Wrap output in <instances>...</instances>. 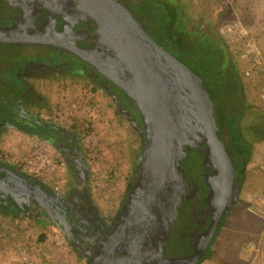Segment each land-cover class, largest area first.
Instances as JSON below:
<instances>
[{"label":"water","instance_id":"obj_1","mask_svg":"<svg viewBox=\"0 0 264 264\" xmlns=\"http://www.w3.org/2000/svg\"><path fill=\"white\" fill-rule=\"evenodd\" d=\"M84 5L99 24L94 35L98 59L82 61L132 101L141 125L126 107L120 110L143 138L132 186L86 264H196L243 184L237 165L243 155L229 147L227 112L201 75L156 40L121 0H86ZM112 97L116 100V93ZM75 161L85 185L87 164L81 155ZM1 183L14 184L47 209L61 208L57 194L17 169L0 167ZM202 196L208 207L196 221L200 228L194 242L176 244L182 231L176 222L195 218L200 212L194 205Z\"/></svg>","mask_w":264,"mask_h":264},{"label":"flooded vegetation","instance_id":"obj_2","mask_svg":"<svg viewBox=\"0 0 264 264\" xmlns=\"http://www.w3.org/2000/svg\"><path fill=\"white\" fill-rule=\"evenodd\" d=\"M85 1L0 0V139L12 130L27 138L47 142L63 158L70 180L69 189L59 195L62 209H47L31 197L21 194L20 188L17 189L14 184L1 183L0 216H22L32 214V209L40 208L69 247L85 259L86 264L113 227L125 196L120 199L115 212L107 215L101 212L89 187L91 170L86 161L81 133L76 127H65L44 117L53 107L50 100L52 92L56 84L62 86L61 90L64 87L88 90L95 97L101 91L108 99L107 103H111L114 110L118 109V115L129 125V119L121 113L122 106L131 112L139 125L141 120L132 101L112 84H106L101 75L82 61V58L98 59L94 49V35L99 24L86 12ZM121 1L136 13L152 36L164 44V38L159 39L161 33L159 37L155 35L156 28L163 29L167 21L166 14L158 5L160 0ZM201 33L192 27V46L199 45L206 36ZM229 59L235 60L230 52L225 56L224 63H229ZM237 75L242 80L239 69ZM113 93L117 95L116 100L112 97ZM78 155L87 164L85 185H82L81 173L75 161ZM241 159H238L237 165ZM0 167L16 169L1 159ZM31 177L33 181L42 184L38 178ZM201 177L202 174L190 182L189 190ZM48 190L51 191L50 188ZM204 198L202 196L195 202L194 211L200 212L195 218L184 217L176 222L175 226L182 230L175 240L176 244L194 242L196 229L200 228L197 223L199 216L208 207ZM57 213L59 217L56 218L54 215Z\"/></svg>","mask_w":264,"mask_h":264},{"label":"rangeland","instance_id":"obj_3","mask_svg":"<svg viewBox=\"0 0 264 264\" xmlns=\"http://www.w3.org/2000/svg\"><path fill=\"white\" fill-rule=\"evenodd\" d=\"M177 3L181 9L184 8L187 23L194 26L197 31L201 32L204 29L211 32L214 38L222 40L223 46L238 62V68L244 81L241 97L243 96L245 103L264 109V0H177ZM221 12L223 15L217 26L219 34H216L210 29L213 24L211 20L216 21ZM235 22H238V29L228 31L227 26ZM240 29L244 33L241 34ZM161 30L156 28L155 35L159 37ZM248 38L255 41L260 50L262 61L259 69L251 68L248 59L244 56L245 43ZM206 51L201 48L196 53L201 57H207ZM189 63L192 64L191 61ZM218 64L219 60L216 64L210 61V68L217 69ZM248 69L252 71L251 76L245 73ZM220 77L221 85L212 87L218 102L225 105L228 94L238 96L240 99V91H236L230 75L222 73ZM71 88L64 87L63 91L60 84L55 85L50 98L53 107L47 114L60 113L64 122L70 118L71 126L74 127L79 124H92L90 137L83 140L86 161L91 170L89 187L101 212L107 215L118 209L120 199L126 195L127 183L131 178L134 162L141 151L140 140L129 123L116 113L115 107L107 103L108 99L101 91L95 97L91 96L88 90ZM239 99L237 107L242 108L244 103ZM225 106L227 110H233L227 104ZM226 123L231 134L237 138L232 132L234 130L230 122L226 120ZM31 142L30 138L10 130L0 139V153L8 158L24 157L29 152ZM134 143L136 148L132 153ZM104 173L109 174V182L114 185L113 191L105 194L95 187L93 177L95 175L101 177ZM59 174L62 176L59 179L63 186L62 190H68L70 180L66 168L63 170L60 167ZM103 178L100 179L102 182H104ZM237 203L235 208L223 218L220 231L199 264H220L218 259L231 264H264L263 141L252 144L250 161L246 167V175ZM32 210L31 216L22 215L18 219L26 221L31 229V240L37 247L36 254L40 259L38 264L44 263L42 254L45 252L52 256H59V251L56 249L58 245L55 244L54 238L61 240L62 244L68 247L70 264H85V259L80 258L69 247L45 213L38 207ZM1 217L6 223L11 218L10 216ZM42 234L43 239H41ZM251 244L254 245L253 249L248 248ZM0 264H21L11 245L3 249Z\"/></svg>","mask_w":264,"mask_h":264},{"label":"trees","instance_id":"obj_4","mask_svg":"<svg viewBox=\"0 0 264 264\" xmlns=\"http://www.w3.org/2000/svg\"><path fill=\"white\" fill-rule=\"evenodd\" d=\"M160 8L164 11L167 16V21L161 30V37L159 38L162 40L164 38V46L170 50L171 52L175 53L182 61L189 63L191 61L192 68L196 71V73L200 74L201 77L206 80L207 84H210L211 88L214 85H221V77L220 74L228 73L232 78V83H234V87L236 91H240V99L238 96H231L228 94L226 104L230 108H233L232 111L226 109V104L223 105L227 112V118L232 126L233 133L236 134L235 138L229 128H228V135L230 137L229 147L233 149L237 147L243 155V158L239 160L238 167L240 168V178L242 182H244L245 175H246V167L250 161L251 157V148L254 142L263 141L264 142V109L256 106L253 107L250 104L245 103V100L242 99L241 93L244 89V81L239 79L237 75L238 62L236 59L231 60L229 59V63L225 62V56L227 57L229 51L223 46L222 40L214 38L211 36V32H207L206 30H202L200 35L205 34L206 36L201 39V42L197 46H192V37H191V29L192 26L187 23L186 21V13L184 8H180L177 0H160L159 4ZM223 12H221L220 16L217 18L216 21L211 20L212 27L210 28L212 31H215L216 34H219L218 25L219 20L221 19ZM154 16V15H153ZM161 29V28H160ZM209 29V28H208ZM210 34V36L208 35ZM206 49L207 57H201L199 54L196 53L198 49ZM195 49V51H194ZM219 60V64L217 65V70L210 68V61L216 64V61ZM190 64V63H189ZM224 64V66H223ZM214 72V73H213ZM209 81V82H208ZM222 82V81H221ZM213 90V89H212ZM233 95V94H232ZM238 99L244 103L242 108H238L237 101ZM218 101V100H217ZM117 114L120 113L118 109L115 110ZM227 124V123H226ZM228 126V125H227ZM133 132L139 137L140 140V149L143 138L139 136L138 131L130 125ZM247 131L249 133H247ZM196 153H199L196 149ZM136 162H134L133 172L131 174V178L127 183L126 191L132 186V183L135 179L136 173ZM241 191V189H240ZM53 193V192H52ZM238 203L235 204V206ZM235 206H233L225 216L231 212ZM11 213V212H10ZM21 215L19 214H12V218H18ZM23 216L29 217L30 214H24ZM224 216V217H225ZM223 221V220H222ZM222 223L217 231H220L222 227ZM44 238L42 234L41 239ZM220 264H231L228 261H223L218 259Z\"/></svg>","mask_w":264,"mask_h":264},{"label":"built area","instance_id":"obj_5","mask_svg":"<svg viewBox=\"0 0 264 264\" xmlns=\"http://www.w3.org/2000/svg\"><path fill=\"white\" fill-rule=\"evenodd\" d=\"M238 22H235L227 26V30L238 29ZM240 33H244L242 29ZM244 56L248 59L251 68H260L261 66V53L256 45L255 41L248 38L245 43ZM251 69L246 70V75L251 76ZM70 115H72L70 113ZM46 119L52 122L62 124L65 127L71 126L70 118H67V122H64L60 113L54 112L51 114H45ZM91 123L79 124L75 126L82 135L83 140L88 139L91 133ZM29 152L20 158H8L3 153H0V159L6 163L14 166L17 170L23 173H27L38 180L55 194L62 195L66 190H62V184L59 179L62 177L59 174V168H65V163L61 155H59L47 142L39 139H31ZM60 166V167H59ZM95 187L99 188L104 192H111L114 189V185L109 182V174H103L101 177L98 175L93 176ZM104 177V182L100 179ZM108 179V181H107ZM0 216V258L2 257V251L9 245L12 246L17 259L21 264H38L40 259L37 258L36 251L37 247L31 240V229L26 221L19 220L18 218H10L9 222L6 223ZM55 244L58 245L59 256H52V254L45 252L43 253V264H70L68 258L69 249L66 245L62 244L61 240L54 238ZM57 239V240H56ZM248 248H254L251 244ZM42 249V248H41ZM40 249V250H41ZM55 249V247H54ZM41 264V263H39Z\"/></svg>","mask_w":264,"mask_h":264},{"label":"crops","instance_id":"obj_6","mask_svg":"<svg viewBox=\"0 0 264 264\" xmlns=\"http://www.w3.org/2000/svg\"><path fill=\"white\" fill-rule=\"evenodd\" d=\"M135 148H136V144L134 143L132 144V150H131L132 153L135 151Z\"/></svg>","mask_w":264,"mask_h":264}]
</instances>
